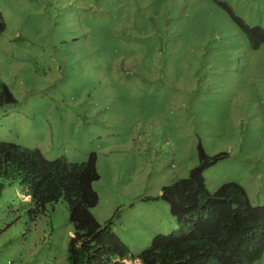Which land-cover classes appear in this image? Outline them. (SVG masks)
<instances>
[{"label":"rangeland","instance_id":"1","mask_svg":"<svg viewBox=\"0 0 264 264\" xmlns=\"http://www.w3.org/2000/svg\"><path fill=\"white\" fill-rule=\"evenodd\" d=\"M264 29V0H219ZM0 141L81 164L98 156L96 219L132 261L178 230L159 197L206 154L211 194L241 185L264 206V43L214 0H0ZM27 189L0 178V264H69L61 201L36 219ZM128 264H133L132 262ZM264 264V252L254 262Z\"/></svg>","mask_w":264,"mask_h":264},{"label":"trees","instance_id":"2","mask_svg":"<svg viewBox=\"0 0 264 264\" xmlns=\"http://www.w3.org/2000/svg\"><path fill=\"white\" fill-rule=\"evenodd\" d=\"M214 1L227 9L253 49L264 43V29L246 25L228 5ZM6 28L0 13V38ZM17 103L0 77V108ZM226 158V153L210 156L200 145L199 162L188 178L164 187L158 198L145 199L165 202L178 230L158 235L138 256L141 264H243L260 258L264 252V206H252L246 190L237 183H227L214 194L206 187L205 171ZM97 164L96 153L81 164L64 158L50 161L39 150L0 141V178L26 187L31 218L61 201L67 205L74 233L68 247L69 264H125L132 258L111 222L101 224L93 213L100 200L94 189L100 180Z\"/></svg>","mask_w":264,"mask_h":264},{"label":"clouds","instance_id":"3","mask_svg":"<svg viewBox=\"0 0 264 264\" xmlns=\"http://www.w3.org/2000/svg\"><path fill=\"white\" fill-rule=\"evenodd\" d=\"M27 200L30 201V197H29V196H27ZM249 202H250V201H249ZM251 205H252V204H251ZM252 206H253V205H252ZM254 207H255V206H254ZM105 224H106V223H105ZM111 227H112V224H111ZM112 229H113V227H112ZM115 233H116V232H115ZM72 237H74V233L72 234ZM132 259H133V258L128 259V260H125L124 263H125V264H128V263L132 262L133 264H141L139 259H138L139 262L132 261Z\"/></svg>","mask_w":264,"mask_h":264}]
</instances>
